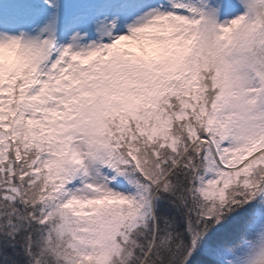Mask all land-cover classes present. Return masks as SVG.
Instances as JSON below:
<instances>
[{
  "label": "snow or ice",
  "instance_id": "snow-or-ice-1",
  "mask_svg": "<svg viewBox=\"0 0 264 264\" xmlns=\"http://www.w3.org/2000/svg\"><path fill=\"white\" fill-rule=\"evenodd\" d=\"M0 264H264V0H0Z\"/></svg>",
  "mask_w": 264,
  "mask_h": 264
}]
</instances>
